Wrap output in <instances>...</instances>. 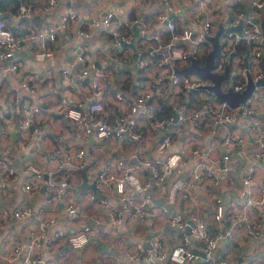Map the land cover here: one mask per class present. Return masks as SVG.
<instances>
[{
	"label": "built area",
	"instance_id": "obj_1",
	"mask_svg": "<svg viewBox=\"0 0 264 264\" xmlns=\"http://www.w3.org/2000/svg\"><path fill=\"white\" fill-rule=\"evenodd\" d=\"M75 1V0H70ZM58 0H44L40 11L46 13L57 4ZM211 0H197L194 19L199 20L206 12ZM31 7L25 0H19L17 13L19 15L30 14ZM161 19L167 18L164 13L158 15ZM264 16V0H252L250 10H240L236 14V21L240 23L239 29L227 31L222 41V51L216 60L213 70L223 72L230 68L228 86L234 90H243L249 79L256 83L251 94L238 105L233 106L228 101L221 99L215 92L208 88L213 81L209 77L201 76L198 73H179L177 69L190 62L191 59H203L213 47L210 41L212 23L205 20L201 30H194L187 27H178L174 18H167V29L170 32L166 39L162 38L157 31L149 33L154 38L156 45L149 46L150 56L140 58L141 66L151 69L147 80L139 86L131 101H128L121 89L114 92V102L119 103L118 113L112 116L110 102L107 100L109 89L106 80L112 76L111 69L98 68L88 58L84 43L78 45L75 61L67 66H62L61 71L67 76L76 62H81L79 74L91 76V96L88 103L76 97L74 94L67 95L64 103L56 106V110L62 111L74 124L75 128L83 135L95 134L97 138L115 137L123 139L130 136L133 139H141L143 133L141 125H145L152 131H158L175 126V132L183 135L189 126L202 127L206 116L211 115L210 126L215 131L217 126H229L239 116L247 117L250 120L254 131L253 143L250 155L247 152L246 137L230 129L223 137V144L227 148L223 152L215 153L214 144L211 142L206 146H193L191 149L181 147L171 150L165 157L164 151L173 146L174 135L168 133L156 142L155 155L141 157L137 152L132 155L137 158L135 164L130 163L123 157L118 158L113 164L105 165L93 178L96 188L91 197L99 194L100 201L107 204V195L114 192L122 207L121 209H110L109 220L106 230H112L119 226L127 215H139L143 218H150L156 213L152 209V197L149 190L156 185L167 182L166 197L169 202L177 204L181 198L188 199L192 191L207 179L219 183L222 173L231 172V158L236 156L240 161H247V172L242 176L243 187L238 205L226 212V200L224 195L217 197V207L214 217L223 218L225 215L228 222L217 231L209 229L207 221L199 213L188 212L193 220L191 224L181 213L175 214L163 206L160 215L164 221L181 231L180 240L176 242L169 251L165 247V231L161 224L149 238V246L137 242L135 248L130 252L132 259H146L152 264L158 261H166L168 264H198L197 259L201 254L193 247L192 243H199L201 250L205 252L206 264H264L263 260H255L251 257L228 258L220 251L222 240L233 237L237 225L244 226L251 237H264V177L260 180L258 193L255 195L252 183L255 180V172L259 162H264V117L256 105L264 99V85L257 83V80L264 77V68L261 65V58L264 54L263 28L261 25ZM73 21H79L78 34L84 38L92 34L93 28H104L111 30L115 35H122L125 32L122 28L131 27L132 22L122 21L114 9L106 10L102 15L86 19L79 15L78 7L68 5L62 10L60 17L56 20L47 18L40 27L28 31L15 32L0 17V96L3 93L1 80L3 74L1 68L10 71H19L22 62L16 59L15 53L28 46L32 56L37 59H46L54 54L55 42L61 30L70 26ZM125 25V26H123ZM142 36H147L146 25L141 27ZM131 41V34L122 35L117 39ZM146 40V39H145ZM183 41H190L194 46L188 50ZM244 41L249 52L248 63L244 64L243 59L231 60L235 46ZM116 43V44H117ZM157 53L160 60L156 61ZM116 59L123 60L125 56L117 52ZM24 75L21 85L25 86L29 93L33 94L35 85ZM227 86V87H228ZM170 87L168 97L172 111L177 113L176 120L172 114H166L162 102L157 101L162 89ZM226 87V88H227ZM188 92L189 95H188ZM18 102L20 98L13 97ZM194 100V101H193ZM29 98L22 100V112L19 122L23 126L30 125L33 116L41 110V104L31 105ZM193 101V102H192ZM55 110V108H53ZM185 132V133H184ZM1 135V131H0ZM56 152H61L59 163L56 167L41 168L35 162H29L24 166L28 173V180L24 187L27 190L38 189L42 181L46 182L48 202H54L61 198L73 186L74 174L70 166L84 165L86 162V150L84 147H75L64 144L63 141H55V147L50 154L56 157ZM197 157L198 164L189 168L190 157ZM150 166L151 175L145 178L139 176L136 168ZM15 167L10 165L7 159L0 152V174H14ZM6 185V181L2 180ZM69 218L76 219L83 212L74 201L67 204ZM13 215L17 218L27 217L34 213L29 204H21L12 209ZM56 217L52 214L41 216L38 223L31 227L22 236L14 234L10 238L11 248L5 257L8 262L21 259L24 264H47V257L43 254L40 246L44 243L50 244L65 239L74 248L84 246L90 240V232L74 230L66 232L61 228L50 230L53 227ZM4 224L0 223V229ZM92 232L98 228L92 229ZM26 239V242L23 240Z\"/></svg>",
	"mask_w": 264,
	"mask_h": 264
},
{
	"label": "crops",
	"instance_id": "obj_2",
	"mask_svg": "<svg viewBox=\"0 0 264 264\" xmlns=\"http://www.w3.org/2000/svg\"><path fill=\"white\" fill-rule=\"evenodd\" d=\"M25 1L31 7L30 14L19 15L17 12L9 10L11 16L8 15L4 19L11 23L13 30H17V32L28 28H38L47 18L56 20L60 17L62 10L68 5H73L78 7L79 15L86 19L102 15L108 9H114L122 21L132 22L131 27L123 25L125 28H122L125 32L122 35L131 34V41L126 42L123 39L117 43V39L122 35H115L111 30L99 27L93 28L90 36L82 38L77 32L79 21H73L69 27L59 32L52 56L42 60L37 59L32 56L30 48L24 46L15 53L16 59H12H19L22 62L19 71L1 68L3 93L0 96V152L3 153L8 163L15 167L16 171L14 174H5L4 176L0 174V223L4 224V228L0 229V264H24L21 259L13 263L6 260L5 255L12 247V242L9 240L14 234L22 236V233L35 226L40 217L46 214L56 217L53 227L49 228L50 230L61 228L66 232L84 230L91 233L89 242L80 248L72 247L63 238L50 244L44 243L40 249L47 257V264H152L146 259H132L130 252L139 241L145 246H149V238L161 224L164 226L167 251L180 240L181 231L164 221L160 215L161 208L165 206L164 202L171 203L166 197L167 182L164 181L149 190L152 197L151 206L156 215L154 214L150 218H143L135 214L127 215L119 226L107 231L109 210L121 209L122 205L114 192L107 195V204L100 201L99 194L91 197L95 188L80 186L84 179L82 168L87 166L85 172L88 180L92 182L103 166L113 164L118 158L123 157L135 164L138 160L132 155L133 152H137L143 158H153L156 142L168 133L174 135L175 142L173 146L164 151L165 155H161V157H165L171 150L183 146L191 149L193 146H206L211 142L214 144L215 153L223 152L227 149L222 140L228 127L246 137L247 152L250 155L254 138L250 120L247 117L239 116L229 126H217L216 130L212 131L209 125L211 118L209 114L202 127L189 126L183 135H178L175 132L174 125L158 131H152L145 125H141L143 136L138 140L130 136L117 139L115 137L97 138L95 134L83 135L62 111L56 110V106L64 103L69 94L76 95V97L85 100V104H87L89 96H91V76L79 74L80 61L72 66L70 74L67 76L61 71V67L75 61L78 45L84 43L86 54L96 67L112 70L111 78L106 80L109 89L107 100L110 102V112L112 116H115L118 113L119 103L114 102V92L121 89L128 101H131L136 90L143 85L152 71L145 69L140 63V58L151 55L148 52L149 46L154 47L157 43L154 38L149 36V33L157 31L162 38L166 39L170 33L167 29L168 17L174 18L178 27L194 30H201L204 21L208 19L212 23L210 39L211 36L220 34L222 46L227 31L241 27L240 23L236 21V14L240 10L245 12L250 10L252 0H211L206 12L199 20L194 19L197 0H58L57 4L46 13L40 11L44 0ZM160 13H164L167 18L161 19L158 16ZM143 25H146L148 30L146 37L142 36L141 27ZM210 41L213 44V40ZM240 44L245 46L242 49L243 55L239 52L236 53ZM183 45L188 50H192L194 46L190 41H183ZM246 48L247 45L244 41L238 43L230 59L233 61L243 59L245 64ZM117 51L125 56L123 60L115 58L114 54ZM160 54L157 53L156 61L160 60ZM205 57L197 60L199 63H203ZM191 61L180 68L189 65ZM195 72L192 71V73ZM25 74L31 76L29 81L35 85L33 94L21 85ZM229 81V78L223 81L225 88ZM169 90L170 87H165L162 89V94L155 99L163 103L166 114L173 116L168 97ZM13 97H18L20 100L16 102ZM24 98H29L31 105L41 104L42 107L34 114L31 124L27 126H23L19 122ZM256 107L264 117V99L259 101ZM56 139L63 141L64 144L84 147L86 162L84 165L70 166L75 176L73 186L51 205V202L46 200L45 181H42L38 189H25L24 184L29 175L24 170V166L29 162H35L46 170L56 167L59 157L62 155L61 152H56V157L50 156L54 150ZM247 161H240L233 155L231 172L222 173L219 183H214L210 178L205 180L204 183L193 189L190 198L184 200L181 198L176 205L171 203L173 208L177 212L181 210L199 213L206 219L209 229L213 232L225 226L228 222L226 215L221 219L214 217L217 197L221 194L225 197V214L229 209L238 205L244 185L242 176L247 172ZM197 164L198 158L191 156L188 163L189 168H194ZM135 172L145 178L151 175V168L150 166L136 168ZM263 177L264 162L261 161L257 165L255 180L252 183L255 195L258 193L260 180ZM2 180L6 181V185L2 184ZM70 201L77 203L83 212L76 219L69 218L66 207ZM21 204L31 205L34 213L27 217H15L12 209ZM95 228H98L96 233L92 232V229ZM26 241V239L23 240V242ZM219 243L220 251L228 258L248 256L258 261H264V237H251L242 225L236 226L233 237ZM192 245L196 249H200L198 248L199 243L193 242ZM158 264L168 263L158 261ZM198 264H206L205 259L199 261Z\"/></svg>",
	"mask_w": 264,
	"mask_h": 264
},
{
	"label": "water",
	"instance_id": "obj_3",
	"mask_svg": "<svg viewBox=\"0 0 264 264\" xmlns=\"http://www.w3.org/2000/svg\"><path fill=\"white\" fill-rule=\"evenodd\" d=\"M11 16V12L9 11H0V17L2 16ZM261 25L263 28V42H264V16L261 21ZM238 27V26H237ZM230 29L232 27H229ZM211 39L213 40V47L208 52L207 56L205 57V61L203 63H199V61L196 58H193L191 63L183 68H178L177 72L179 73H189L192 71H196L198 74L204 77H209L212 79L213 83L208 85V88L215 92L221 99L228 101L231 105L236 106L241 101H244L252 92L255 82L252 78L249 79L246 87L241 90L237 91L234 90L232 86H228L225 88L223 86V81H225L227 78L230 77V68L227 67L225 71L223 72H216L213 70V66L215 64L216 58L221 54L222 46L220 43V34H217L216 36H211ZM249 58V52L245 54V60L247 63V60ZM261 65L264 68V54L261 58ZM257 83L264 85V77L257 80ZM177 113L173 111V120H176ZM87 167V166H86ZM86 167L82 168L84 172V179L83 182L80 184L81 187H89V188H96L95 181L90 182L88 180L87 174L85 172ZM165 207L168 209L170 207H173L171 203L164 202ZM180 212L187 218V220L193 224V220L189 216V213L186 211ZM177 213V211H176ZM174 214V213H173ZM201 254V256L198 257L196 263L199 261L204 260L205 252L201 249H196Z\"/></svg>",
	"mask_w": 264,
	"mask_h": 264
},
{
	"label": "trees",
	"instance_id": "obj_4",
	"mask_svg": "<svg viewBox=\"0 0 264 264\" xmlns=\"http://www.w3.org/2000/svg\"><path fill=\"white\" fill-rule=\"evenodd\" d=\"M18 5H19V0H0V11H9L10 10L12 12H17ZM5 17H7V16H2L3 19H5ZM6 23L10 27H13L11 23H9V22H6ZM28 30H29V28L24 30V31H28ZM15 32H17V30ZM17 33H19V32H17ZM244 48H245V46L240 44L237 47L236 53L239 52V53H241V55H243L242 49H244ZM166 108H167V105H166Z\"/></svg>",
	"mask_w": 264,
	"mask_h": 264
},
{
	"label": "rangeland",
	"instance_id": "obj_5",
	"mask_svg": "<svg viewBox=\"0 0 264 264\" xmlns=\"http://www.w3.org/2000/svg\"><path fill=\"white\" fill-rule=\"evenodd\" d=\"M168 209H169L170 213H174V214L176 213V210L173 207H170Z\"/></svg>",
	"mask_w": 264,
	"mask_h": 264
}]
</instances>
